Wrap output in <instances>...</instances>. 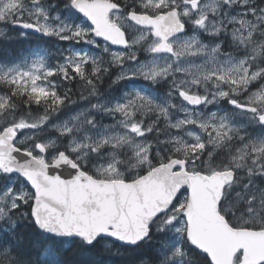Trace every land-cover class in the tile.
<instances>
[{
    "label": "snow or ice",
    "instance_id": "6c2138e0",
    "mask_svg": "<svg viewBox=\"0 0 264 264\" xmlns=\"http://www.w3.org/2000/svg\"><path fill=\"white\" fill-rule=\"evenodd\" d=\"M0 264H264V0H0Z\"/></svg>",
    "mask_w": 264,
    "mask_h": 264
}]
</instances>
